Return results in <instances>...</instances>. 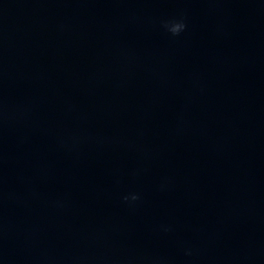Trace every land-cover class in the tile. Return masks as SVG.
<instances>
[{
	"label": "water",
	"instance_id": "obj_1",
	"mask_svg": "<svg viewBox=\"0 0 264 264\" xmlns=\"http://www.w3.org/2000/svg\"><path fill=\"white\" fill-rule=\"evenodd\" d=\"M0 264H264V0H0Z\"/></svg>",
	"mask_w": 264,
	"mask_h": 264
},
{
	"label": "clouds",
	"instance_id": "obj_2",
	"mask_svg": "<svg viewBox=\"0 0 264 264\" xmlns=\"http://www.w3.org/2000/svg\"><path fill=\"white\" fill-rule=\"evenodd\" d=\"M161 27L171 36L177 37L180 36L181 33L186 31L187 29V23L185 18L181 17L178 19H173L169 21H164L161 24ZM123 200L125 202H135L139 200V196L137 194H130L123 197Z\"/></svg>",
	"mask_w": 264,
	"mask_h": 264
}]
</instances>
